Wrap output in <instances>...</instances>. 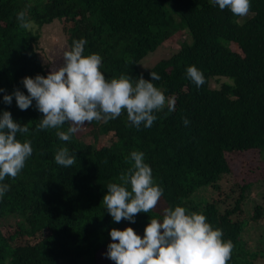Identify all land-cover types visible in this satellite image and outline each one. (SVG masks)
I'll return each mask as SVG.
<instances>
[{"label": "trees", "instance_id": "1", "mask_svg": "<svg viewBox=\"0 0 264 264\" xmlns=\"http://www.w3.org/2000/svg\"><path fill=\"white\" fill-rule=\"evenodd\" d=\"M250 4L248 15L238 17L210 0H0V114L10 111L28 125L29 133L17 138L30 140L33 148L21 173L2 182L10 188L0 198V264H115L98 258L107 252L112 228L144 231L150 218L162 220L164 208L176 205L204 214L232 241L228 264L264 262V202L248 210L253 182L240 176L249 168L247 157L255 155L264 184V0ZM20 11L31 30L19 27ZM55 20L65 25L66 48L84 38L85 55L102 57L106 78L124 73L134 82L158 73L152 82L174 99L175 111L165 107L154 113L151 127L139 129L125 111L107 123L86 124L69 142L60 141L55 129L38 130L43 114L35 101L20 110L14 96L10 105L3 96L17 88L27 95L22 78L48 74L39 41L42 27ZM180 31L171 55L139 68L149 52ZM191 65L204 75L199 88L186 75ZM61 147L76 156L73 166L56 164ZM134 150L144 153L163 195L134 223H117L102 199L106 185L119 182L134 163ZM11 221L14 229L5 230ZM249 227L259 232L254 247L245 236Z\"/></svg>", "mask_w": 264, "mask_h": 264}, {"label": "clouds", "instance_id": "2", "mask_svg": "<svg viewBox=\"0 0 264 264\" xmlns=\"http://www.w3.org/2000/svg\"><path fill=\"white\" fill-rule=\"evenodd\" d=\"M210 3L238 17L247 16L251 8L250 0H210ZM16 18L20 28H33L24 11L18 12ZM86 44L84 38L74 39L63 51L62 64L46 76L23 77L22 84L28 94L17 88L3 96L4 103L10 105L14 96L19 109L27 110L35 101L36 109L43 114L36 128L55 129V135L64 142H69L86 124L107 123L125 111L128 121L137 129L142 124L151 127L157 120L154 113L165 107L169 113L175 111L174 99L166 97L152 82L160 79L158 73L151 71L150 80L140 75L134 82L124 73L106 78L100 70L102 57L96 53L85 55ZM186 75L197 88L205 82L202 71L194 65L186 68ZM182 120L187 126L188 119ZM65 124H68L67 130H61ZM18 133H29L28 125L15 121L10 111H3L0 114V198L10 188L2 182L6 177L15 179L33 153L31 141L19 140ZM54 159L65 168L76 162V156L67 147L58 148ZM130 160L134 163L119 175V182L106 185L107 192L102 199L108 214L117 223L122 220L134 223L137 214L154 210L163 195V189L154 182L144 153L134 150ZM110 237L106 256L115 264H228L234 247L204 214L180 205L165 207L162 220L150 218L143 236L128 226L112 228Z\"/></svg>", "mask_w": 264, "mask_h": 264}, {"label": "rangeland", "instance_id": "3", "mask_svg": "<svg viewBox=\"0 0 264 264\" xmlns=\"http://www.w3.org/2000/svg\"><path fill=\"white\" fill-rule=\"evenodd\" d=\"M65 25L62 21L55 20L54 22L44 25L42 27V34L39 41V53L42 59V62L47 66V68L52 70L54 67L59 66L63 62V58H59L63 55V51L67 47V40H66V32H65ZM182 38V32H176L171 39L165 41L161 44L156 50L149 52L139 63V68L141 70H146L152 67L158 60L163 57H167L171 55L179 46L177 44V39ZM262 156L264 153L261 154ZM258 156H248L247 157V164L249 166L248 170L246 169L240 176L243 177L246 181H252L253 184L251 186L250 194L248 195V210L252 211L256 203L264 202V198L262 196L264 190V184L258 181L259 178V169L258 165ZM239 176V177H240ZM206 191L200 193L204 194ZM8 227L4 226V229H9L10 231L14 229V221H11L8 224ZM122 227L121 229H123ZM137 234L143 236L144 231L139 229H134ZM248 235H245L248 240V244L254 247L255 240H258L259 232H257L256 228L248 229ZM263 239V238H262ZM260 244V243H259ZM264 249V243H262ZM107 252H101L98 258L104 263L109 262V259L106 256ZM264 264V262L262 263Z\"/></svg>", "mask_w": 264, "mask_h": 264}]
</instances>
